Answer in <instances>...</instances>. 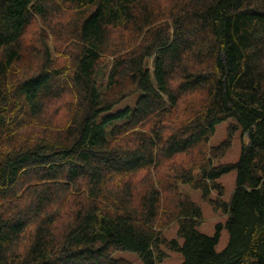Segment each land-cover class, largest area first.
<instances>
[{
  "label": "trees",
  "instance_id": "trees-1",
  "mask_svg": "<svg viewBox=\"0 0 264 264\" xmlns=\"http://www.w3.org/2000/svg\"><path fill=\"white\" fill-rule=\"evenodd\" d=\"M239 127V161L214 165ZM179 183L227 215L214 235ZM163 248L264 264V0H0V264H158Z\"/></svg>",
  "mask_w": 264,
  "mask_h": 264
},
{
  "label": "rangeland",
  "instance_id": "rangeland-1",
  "mask_svg": "<svg viewBox=\"0 0 264 264\" xmlns=\"http://www.w3.org/2000/svg\"><path fill=\"white\" fill-rule=\"evenodd\" d=\"M37 28H40L41 30H45L48 38H49V42L51 47L54 46L53 43V36L52 33L50 32V30L44 26L43 22L41 20H37L36 23H33V25L30 27L31 30H29V33H33L36 32ZM29 36V35H28ZM27 36V37H28ZM128 36V34H127ZM27 39V38H26ZM26 48L29 49L30 46H33L34 43L31 45L30 41H26ZM69 47V43L64 45L63 47H61L60 50V54L58 55L59 58L65 57L67 56V49ZM53 48V47H52ZM110 71V64H108L105 68L104 71V76L101 78L100 82H99V88L102 89L104 88V84H106L107 81V77ZM137 96H139L138 94L132 95V96H128L127 99H125L123 102L119 103L118 105L115 106L114 110H112L113 112L117 111L118 109H124L127 106H131V108H133L135 101L137 100ZM61 104H56V107ZM55 107V106H53ZM50 114H55V111H53L51 108L48 109ZM61 110V109H60ZM59 111V110H57ZM61 112V111H60ZM59 112V116L56 115V117H60L61 118V113ZM57 113V112H56ZM57 117V118H58ZM234 122H236V120L234 118H227L226 120L221 121L220 123L217 124L216 130L214 131L215 134L213 135V137L210 139L209 144H207L208 146H217L218 144L222 143L226 138H227V132H228V128L230 127L231 124H233ZM242 129L239 127L233 137L232 140V145L230 147V149L226 152L225 155L221 156V158H218L216 160L213 161L214 165H219V164H234L237 163L240 159V155H241V150H242V143H243V135H242ZM246 140V137H245ZM207 146V147H208ZM198 155L195 154L192 158L196 157ZM192 158H186L184 160V163L182 165H190ZM236 177H237V172L236 170L232 169L231 171H229L228 173L223 174L222 176L219 177L218 179V183H221L223 188H224V194H222V199L229 201L231 198V195L236 187ZM180 191H182L183 193H186L189 195V197H191V199L197 203L200 206V209L202 210V221L201 224L198 226V229L202 232L205 233L206 235H214V233H216V225L218 223H222L225 224L227 220V215L225 213H223L220 210H215L213 209V207L211 206V204L209 202H207L206 200L203 199L202 195V191L201 189H197V188H193L192 186H190L189 184H184V183H179L177 184ZM219 193L216 190H213L211 192V195H209L212 199H218L219 198ZM160 226L159 228L162 230V233L164 234L163 236L167 237L168 239H172V238H177V232H178V228L179 225L177 223V221H173L170 222L169 224L165 225V226ZM229 241V234H228V230L226 229V227H223V229L221 230L220 233V238H219V242L218 244L215 246L216 247V251L221 252L225 249V246L228 244ZM180 242L182 243L183 240H180ZM163 250H165L167 257H165V259L163 261L158 262V264H182L184 261L183 258V254L180 251H176V250H171V249H166L163 248ZM113 256L115 258H119L125 260L126 262H128L129 264H143L141 258L132 251H116Z\"/></svg>",
  "mask_w": 264,
  "mask_h": 264
}]
</instances>
